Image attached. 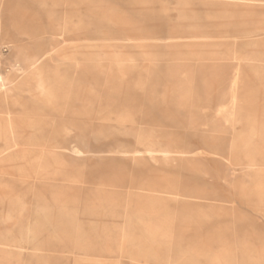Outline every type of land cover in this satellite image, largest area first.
<instances>
[{
    "label": "rangeland",
    "instance_id": "374dc122",
    "mask_svg": "<svg viewBox=\"0 0 264 264\" xmlns=\"http://www.w3.org/2000/svg\"><path fill=\"white\" fill-rule=\"evenodd\" d=\"M0 80V264H264V0H0Z\"/></svg>",
    "mask_w": 264,
    "mask_h": 264
},
{
    "label": "crops",
    "instance_id": "0c3cea01",
    "mask_svg": "<svg viewBox=\"0 0 264 264\" xmlns=\"http://www.w3.org/2000/svg\"><path fill=\"white\" fill-rule=\"evenodd\" d=\"M9 148H11V147H8V148L3 149V150L1 149V150H0V156L3 155V154H4ZM8 154H9V153H8ZM4 155H5V154H4ZM5 159H6V156H1V157H0V161H3V160H5Z\"/></svg>",
    "mask_w": 264,
    "mask_h": 264
},
{
    "label": "bare ground",
    "instance_id": "6f19581e",
    "mask_svg": "<svg viewBox=\"0 0 264 264\" xmlns=\"http://www.w3.org/2000/svg\"><path fill=\"white\" fill-rule=\"evenodd\" d=\"M0 82H1V80H0ZM2 84H3V83H2ZM48 263H49V262H48ZM48 263H47V264H48Z\"/></svg>",
    "mask_w": 264,
    "mask_h": 264
}]
</instances>
